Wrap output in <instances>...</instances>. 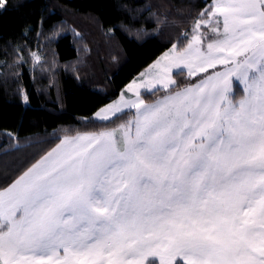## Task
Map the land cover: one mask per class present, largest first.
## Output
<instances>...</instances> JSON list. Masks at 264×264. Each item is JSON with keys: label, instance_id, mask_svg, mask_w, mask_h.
<instances>
[{"label": "snow or ice", "instance_id": "6c2138e0", "mask_svg": "<svg viewBox=\"0 0 264 264\" xmlns=\"http://www.w3.org/2000/svg\"><path fill=\"white\" fill-rule=\"evenodd\" d=\"M182 36L94 113L130 119L57 137L0 187V264H264V0H213Z\"/></svg>", "mask_w": 264, "mask_h": 264}, {"label": "trees", "instance_id": "16d2710c", "mask_svg": "<svg viewBox=\"0 0 264 264\" xmlns=\"http://www.w3.org/2000/svg\"><path fill=\"white\" fill-rule=\"evenodd\" d=\"M212 2L9 0L0 12V187L59 143L57 137L130 119L134 110L117 114L111 123L93 115L173 42L185 46L182 34L190 39L195 18ZM147 7L160 16L159 24ZM133 21L146 32L138 35L120 26ZM32 52L39 53V63ZM176 81L172 91L191 82L184 72ZM163 94L161 88L146 92L144 99L153 102ZM86 117L92 120L85 123Z\"/></svg>", "mask_w": 264, "mask_h": 264}, {"label": "rangeland", "instance_id": "374dc122", "mask_svg": "<svg viewBox=\"0 0 264 264\" xmlns=\"http://www.w3.org/2000/svg\"><path fill=\"white\" fill-rule=\"evenodd\" d=\"M202 31H208V29H207V28H204V29H202ZM177 45H178V47H183V46L179 45L178 43H177ZM170 48H171V47H170ZM170 48H168L167 50H169ZM167 50H166V51H167ZM164 52H165V51H164ZM164 52H163V53H164ZM163 53H162V54H163ZM162 54H160L157 58H159ZM157 58H156V59H157ZM156 59H155V60H156ZM155 60H154V61H155ZM154 61H152V62H151V63H150L145 69H143L140 73H138L133 79H137L141 73L147 72V71L149 70L150 66L154 63ZM178 71H179V73H180V72H184L185 74H187L186 70H183V71H180V70H174V71H173V77H174L175 80H176V75H177V72H178ZM133 79H132V80H133ZM132 80H131V81H132ZM131 81H130V82H131ZM130 82H129V83H130ZM129 83H128V84H129ZM236 84H237V82L234 81V91H236V90H237L236 87L239 86V85H236ZM184 86H186V85H184ZM177 88H179V87L174 88L173 91H176ZM124 89H125V87H124L122 90H124ZM159 89H161V88H159ZM159 89H158V90H159ZM153 91H156V90H141V94H142V96H143V98H144V94H145L146 92H153ZM121 92H122V91H121ZM120 94H121V93H120ZM129 95H130V94H129ZM163 95H164V94H163ZM163 95L158 96L157 99H158L159 97L163 96ZM119 96H120V95H119ZM119 96H118V97H119ZM118 97H117L116 99L112 100L111 102L117 100ZM234 98H235V97H234ZM111 102H109V103H111ZM146 102H147V101H146ZM153 102H154V101H153ZM109 103H107V104H109ZM149 103H151V102H149ZM107 104H105V105H107ZM105 105H104V106H105ZM102 107H103V106H102ZM125 111H126V110H125ZM93 117H94V115H93ZM94 118H95V117H94Z\"/></svg>", "mask_w": 264, "mask_h": 264}]
</instances>
